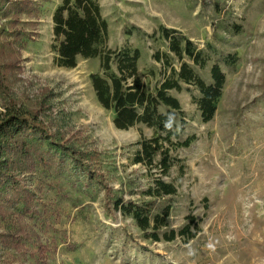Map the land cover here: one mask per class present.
<instances>
[{"label":"rangeland","instance_id":"rangeland-1","mask_svg":"<svg viewBox=\"0 0 264 264\" xmlns=\"http://www.w3.org/2000/svg\"><path fill=\"white\" fill-rule=\"evenodd\" d=\"M61 2L42 0L40 15L32 19L36 38L21 49V67L0 91V110L11 102L30 110L48 107L43 119L78 148L92 151L95 168L116 192L127 201L149 200L144 192L151 176L133 158L135 142L154 130L143 124L115 126L113 110L100 104L91 81L101 70L98 57H79L73 68L55 63L53 13ZM98 2L108 23V46L140 50L139 74L149 91L164 77L163 63L155 59L157 51L167 50L160 26L177 29L209 54L207 67L196 68L207 80L213 62L226 54L237 53L238 62L223 66L226 82L208 122L193 85L170 91L184 110L175 116L181 137L197 138L172 151L181 160L163 178L178 192L159 200L156 210L171 204L168 228L176 230L194 216L197 236L147 239L131 216L107 207L95 180H79L67 167L39 170L29 176L42 192L40 217L32 224L51 249L49 264H264V0ZM15 264L34 263L27 257Z\"/></svg>","mask_w":264,"mask_h":264},{"label":"trees","instance_id":"trees-1","mask_svg":"<svg viewBox=\"0 0 264 264\" xmlns=\"http://www.w3.org/2000/svg\"><path fill=\"white\" fill-rule=\"evenodd\" d=\"M41 2L0 0V21L4 20L0 23V91L8 87L21 67V49L36 38L37 22L32 19L40 15ZM53 22L55 63L73 68L79 57H98L101 70L90 75L91 81L100 104L113 110L115 126L129 129L143 124L154 130L151 137L142 135L135 142L138 148L133 158L135 163L145 166L151 176V183L144 192L150 199L127 201L116 192L106 181L107 177L95 168V154L75 146L43 119L48 107L42 105L30 110L21 104H6L0 110V264H15V259L27 257L33 259L34 264H49L51 249L32 224L40 217L38 202L42 192L29 176L39 170L48 172L67 167L79 180H95L104 190L107 207L131 216L147 239L195 238L199 221L194 216H188L189 222L176 230L168 228L171 204H163L156 210L159 200L178 192L173 182L163 178L181 160L172 151L190 147L197 138L196 134L181 137L175 116L184 114V110L170 91L193 85L199 91L194 99L202 120L210 121L216 114L226 82L223 66L234 67L238 54L228 53L221 62H213L207 80L196 68L207 67L211 60L209 54L177 29L160 26L158 32L166 40L167 50L157 51L155 59L163 63L164 77L155 91H149L139 74L140 50L108 46V23L98 0H62L53 13ZM171 55L180 61L179 68L173 66ZM181 123L184 129V117Z\"/></svg>","mask_w":264,"mask_h":264}]
</instances>
